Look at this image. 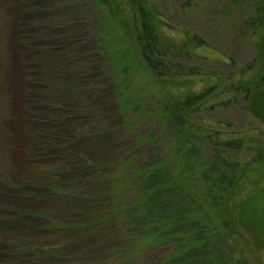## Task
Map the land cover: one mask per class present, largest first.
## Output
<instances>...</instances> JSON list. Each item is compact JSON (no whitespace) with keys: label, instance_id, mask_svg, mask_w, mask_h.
<instances>
[{"label":"trees","instance_id":"obj_1","mask_svg":"<svg viewBox=\"0 0 264 264\" xmlns=\"http://www.w3.org/2000/svg\"><path fill=\"white\" fill-rule=\"evenodd\" d=\"M31 3L0 0V74L4 38L12 26L21 71L16 116L23 142L16 158L20 165L8 170L3 160L9 153L0 136V183L15 177L16 188L31 191L22 198L43 207L29 212L0 207V264L233 263L229 241L236 235L223 233L229 230L225 224L217 229L213 217L226 207L224 196L229 191L234 196L241 187V165L235 148L227 145L235 140L229 124L221 129L227 133L181 137L187 131L184 118L164 109L156 113L148 108L150 101L125 99L129 68L113 72L119 53L108 44L69 64L55 53L60 43L73 45L65 53L79 50L85 41L81 24L104 25L90 16L97 0H57L46 8V19L24 24ZM37 28L38 33L25 34ZM41 40L48 44L36 47ZM86 74L97 75L88 81ZM118 74L122 78L114 80ZM33 81L44 91L32 90ZM38 106L46 110L35 112ZM236 107L221 116L232 115ZM199 112L202 122L215 116L210 108ZM137 117L147 121L148 133L134 138L128 127ZM39 120L46 125L34 126ZM167 123L174 129L165 133ZM147 148L151 163L144 161L150 156L137 153ZM58 150L62 153L54 155ZM36 190H43L42 196ZM30 217L44 226L24 221Z\"/></svg>","mask_w":264,"mask_h":264},{"label":"rangeland","instance_id":"obj_2","mask_svg":"<svg viewBox=\"0 0 264 264\" xmlns=\"http://www.w3.org/2000/svg\"><path fill=\"white\" fill-rule=\"evenodd\" d=\"M24 1H32L29 6V11L31 12L23 19L24 24L30 25L36 21L46 19L50 14L46 8L57 0ZM133 1L97 0L98 4H94V7L91 6L92 11L90 16H94L98 20L100 17L104 25L98 24L99 22L95 21V23L91 24L88 21L86 25L81 24L84 28L85 41L79 50L65 53L73 45L71 44L69 47L60 43L56 45L58 48H55L54 52L56 51L55 53L60 54L61 57L63 56V59L69 64L73 58L90 54L94 50H98L99 46L104 48V45L108 44L109 50L119 53V68L117 67L116 70H113L111 65L108 67V71L113 70V72L117 73L122 70L121 66H128L129 68V95L125 98L127 101L135 100V103L140 104L150 101L148 108L152 111L157 113L161 109H164L168 114H177L181 119L184 118L187 131L181 134V137L185 136L186 138L191 137V139H196L206 133H214V131L218 130V127L208 121L202 122L196 120L197 116L201 117L200 113L198 114L199 110L197 109L198 107L196 108V104L185 106V103L202 94L205 97L201 103L202 108H209L214 103V100L208 97L211 94L208 91L217 84L215 78L208 74L203 77L183 76L181 79H174L173 82L162 80L158 76L153 75L154 73L152 74L148 69L147 58L145 57L147 52L144 53V46L138 43L136 32L140 24L133 17V10L131 8ZM139 2L143 3L142 0ZM76 15L75 19L77 18ZM79 18H81L80 15ZM11 27L7 28L4 38L3 68L0 74V86L4 97V100L0 103V136L8 150L7 154L9 153L5 157V160H3L7 164L8 170L13 166L17 169L18 165H20L17 155L23 145L20 137L22 122L16 116L22 104L19 99L22 91L20 82L21 71L14 58L17 47L15 34L11 32ZM94 27L96 29L92 31ZM39 30V28L31 29V31L25 32V34L38 33ZM210 34L212 35V32ZM259 35L261 36L260 42L258 41L251 45H254L257 51H259L260 63L258 65L261 70L257 69L253 73L236 77V80H234L238 83L248 81L250 94L246 103V113L241 110L236 112L233 123L228 126V129L232 128L231 131L235 133L234 142H229L234 146L235 151L232 153H234L235 159L241 165L239 174L241 187H239V191L234 196L229 191L224 196L226 207L213 214L215 221L217 220V229H222V225L225 224L229 230L223 233L236 235L235 240L230 237L231 240L229 241V243L231 242V248L234 249L231 255L233 263L230 264H264V81H259L264 76V26L260 29ZM207 38L208 40H212L209 36ZM46 42L47 40H41L36 47L43 48L48 44ZM104 58L109 60V55ZM36 71L37 68L34 69L35 77L39 76ZM96 75L86 74L85 78L89 81V79H92ZM113 78L114 80H120L122 76L119 75V78H116L114 75ZM114 80L109 79V82H113ZM33 82L32 90L36 93L44 91V88L38 85L37 81ZM63 83L64 80L62 79L60 84ZM244 86L246 85L244 84ZM44 110H46L44 106L34 107L35 112ZM112 110H116V105L113 106ZM195 111L198 112L195 113ZM194 113L195 115H193ZM73 115H75L74 112H68L67 114L71 118ZM131 121L132 123L128 124V129H130L129 131L132 132L134 138L143 137L148 133V124L147 121H144V118L137 117L135 120L131 119ZM148 122H150V119H148ZM43 123L44 121L39 120L34 126L43 127L46 125ZM151 125H154L155 129L160 127L158 121H153ZM173 129L169 123L166 124V127H163L165 133L171 132ZM56 136H58V133L55 134ZM239 138H243V141L239 142L242 146L237 148V140ZM220 139L223 140L222 137ZM36 152H41V148ZM61 153L62 150H58L54 155H60ZM137 153L143 156H150L144 160L146 163L153 161L149 148L139 150ZM42 161L48 163L47 160ZM12 179L8 181L7 185L0 183L1 208L29 212L30 210L34 211L43 207L39 202L32 205L22 198L23 195L31 191L25 188H16V179L15 177ZM35 192L37 196H42L43 194V190H36ZM24 221H29L32 224L35 223L36 226H44L42 220L33 217L27 218ZM3 248L4 245H0V249Z\"/></svg>","mask_w":264,"mask_h":264},{"label":"flooded vegetation","instance_id":"obj_3","mask_svg":"<svg viewBox=\"0 0 264 264\" xmlns=\"http://www.w3.org/2000/svg\"><path fill=\"white\" fill-rule=\"evenodd\" d=\"M139 1L134 0L131 8L140 24L136 34L139 45L144 46L143 52H147L149 71L173 82L183 76L208 74L215 78L217 84L208 91V97L214 100L209 108L215 116L206 121L218 127L217 133H227L221 129L233 123L236 112L246 113L250 94L248 81L234 80L261 70L259 51L251 44L261 37L264 0H142L144 4ZM259 81H264V76ZM204 99L199 94L185 106L196 104L200 110ZM235 106L232 115L221 116L222 110L227 112ZM196 120L204 121L200 116ZM227 145L232 146L231 142ZM241 146L238 142L237 148Z\"/></svg>","mask_w":264,"mask_h":264}]
</instances>
